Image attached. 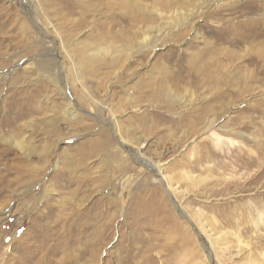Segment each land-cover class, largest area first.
Instances as JSON below:
<instances>
[{
	"label": "rangeland",
	"instance_id": "374dc122",
	"mask_svg": "<svg viewBox=\"0 0 264 264\" xmlns=\"http://www.w3.org/2000/svg\"><path fill=\"white\" fill-rule=\"evenodd\" d=\"M84 3L0 0V264H264V0Z\"/></svg>",
	"mask_w": 264,
	"mask_h": 264
},
{
	"label": "bare ground",
	"instance_id": "6f19581e",
	"mask_svg": "<svg viewBox=\"0 0 264 264\" xmlns=\"http://www.w3.org/2000/svg\"><path fill=\"white\" fill-rule=\"evenodd\" d=\"M22 2H24L26 5H25V7H27V5H29V7H30V4H32V0H21ZM80 1V3H84V0H79ZM137 1V0H136ZM156 1V0H155ZM78 3V2H77ZM92 3V2H91ZM105 3V2H104ZM85 4V3H84ZM90 5H92V4H90ZM147 5V4H146ZM32 6V5H31ZM99 6V5H98ZM134 6V5H133ZM136 6V5H135ZM134 6V7H135ZM82 8H84V5H82L81 6ZM131 9V8H130ZM134 9H136L138 12H140V13H142V9H138V8H134ZM25 10H27V9H25ZM31 10H33V9H31ZM30 10V11H31ZM82 10V9H81ZM126 10V9H125ZM146 10V9H145ZM135 12V11H134ZM129 13V12H128ZM127 14V13H126ZM132 16H134V15H132ZM145 31V30H144ZM135 32V31H134ZM140 34V33H139ZM145 39V38H144ZM147 40V38L145 39V41ZM189 64H191V63H189ZM188 64V65H189ZM206 66V65H205ZM161 67V66H160ZM196 67V66H195ZM194 67V68H195ZM163 68V67H162ZM198 68V67H197ZM201 68V67H200ZM199 69V68H198ZM189 70V69H188ZM202 70V69H201ZM161 71V70H160ZM195 71V70H194ZM166 72V71H165ZM167 72H169V71H167ZM170 72H172V71H170ZM199 73V72H198ZM198 73H197V75H198ZM167 75V74H166ZM163 76V75H162ZM199 76V75H198ZM201 76V75H200ZM203 76H204V74H203ZM172 77V76H171ZM202 77V76H201ZM159 78V77H158ZM167 78H168V76H167ZM200 78V77H199ZM157 79V78H156ZM191 80V79H190ZM202 80H203V77H202V79H201V82H202ZM157 81V80H156ZM159 82V81H158ZM163 83H164V81H162ZM172 82V81H171ZM170 83V82H169ZM154 84V83H153ZM161 84V83H160ZM201 84V83H200ZM164 85V84H163ZM176 85V84H175ZM160 86H162V85H160ZM167 88H168V86H167ZM181 88V87H180ZM160 93H162V94H164V93H166V91L163 89V88H160ZM168 92V91H167ZM171 92H172V90H171ZM169 94H171L170 92H168ZM169 97V96H168ZM76 115H74L73 117H75ZM71 118V117H70ZM72 119V118H71ZM7 122V121H6ZM13 124V123H12ZM5 125H6V123H5ZM17 125V124H16ZM11 134V133H10ZM11 136V135H10ZM4 137V136H3ZM7 137V136H6ZM15 140V139H14ZM13 140V141H14ZM4 141H6L7 142V140H4ZM8 143V142H7ZM9 143H11V142H9ZM14 143V142H13ZM12 143V144H13ZM122 143V142H121ZM123 144V143H122ZM14 146H16V147H18V149H20L21 151H24L25 152V148L24 147H22L23 145H21L20 143H19V141L18 142H15L14 143ZM93 147V146H92ZM12 151V150H11ZM136 153V152H135ZM46 155V154H45ZM26 156V155H25ZM41 156V155H40ZM44 156V155H43ZM134 158H135V160H137L138 162H140L141 164H143L145 167L147 166V168H149L152 172H154L161 180H163V185H165L166 186V188H167V193L169 194L168 196L170 197V200L173 202V204H175L176 205V208H178L177 206V204H176V198H175V196H174V192L172 191V189H171V187H170V185H169V183H168V180L166 179V178H164V176L162 175V172H161V170H160V168L159 167H156V168H153V167H150V166H148V165H146L145 163H142V159H141V156H140V154L138 153V154H136V156H134ZM30 162V161H29ZM44 162V161H43ZM17 166V165H16ZM8 175V174H7Z\"/></svg>",
	"mask_w": 264,
	"mask_h": 264
}]
</instances>
